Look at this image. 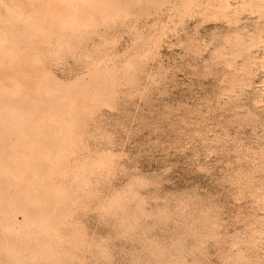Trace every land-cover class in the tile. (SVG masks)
I'll use <instances>...</instances> for the list:
<instances>
[{
    "label": "rangeland",
    "instance_id": "obj_1",
    "mask_svg": "<svg viewBox=\"0 0 264 264\" xmlns=\"http://www.w3.org/2000/svg\"><path fill=\"white\" fill-rule=\"evenodd\" d=\"M38 1L0 0V31L23 55L24 82L45 66L36 73L87 86L74 88L89 107L59 169L82 152L81 163L110 153L112 166L64 173L67 225L18 240V260L0 252V263L264 264V0H122L121 17L66 31L48 20L42 33L4 20L9 5L30 11Z\"/></svg>",
    "mask_w": 264,
    "mask_h": 264
},
{
    "label": "bare ground",
    "instance_id": "obj_2",
    "mask_svg": "<svg viewBox=\"0 0 264 264\" xmlns=\"http://www.w3.org/2000/svg\"><path fill=\"white\" fill-rule=\"evenodd\" d=\"M123 2L124 1L122 0H39L38 3L40 6L32 8L30 11L24 9L23 6L12 4L6 8L4 20L6 22H12L14 24H17L18 21L22 23L26 22L29 27L35 29V31L39 32L40 30L39 33H42L41 30L44 28V24L46 25L45 22L49 20L52 24L59 26L61 30L66 31V29L69 28H79L83 20H86V22L87 20L89 22L91 20L93 23L94 21L101 22L100 19L123 16ZM55 3H58L59 5L56 6L60 7L61 9L59 10H62L64 12L62 14V12L58 11L62 15L58 16L55 12L50 10V5L54 6ZM42 12H46L49 15L47 17L48 19L45 20V18L42 17V21L40 20L41 16L38 17V15H41ZM89 22L88 24H90ZM48 26H46L45 29H47ZM55 28L54 31L51 28L52 33L55 32ZM83 28L84 27L82 25L81 29ZM44 31L46 32V30ZM44 33V37L49 35V32L48 35H44ZM77 33H79L80 35L81 31ZM7 34L8 33L5 31H0V74L2 72V74L6 75L7 72L6 80L10 79L12 84L11 86H7L6 84L8 81L5 84V81H2L3 78L1 80L0 77V234L4 235L0 236V252H7V256L10 255L13 257V259L18 260V257L15 256L12 252L13 249L16 248L15 244L18 242V240L21 242L27 240V243H29L33 235L37 236L41 233H59L60 228H63L65 225H67L66 219L70 212L71 203L68 208L67 200L69 198L66 197V189L62 186L63 181L61 183L58 182L59 178L63 177L64 173H66V176H68V174L70 173L73 174L76 169L77 171H79V173L87 169V175H89V173L91 175L92 172H103L105 168L108 169V167L112 166L108 164L112 162H110V158L109 160L107 159V157H110V153L107 154L105 152L107 154V157H104L106 158V160H102L101 158L99 160L98 157L100 156H96L94 152L95 157L93 156V158L91 159V163L88 160H85L83 163H81L82 159L84 158L81 157L82 154L84 156L86 155L85 158L88 155L82 152L79 153V157L77 156V161L75 160L76 164L73 167H70L69 165V169L67 170L59 169L61 160L65 157H68L69 155L71 156L72 154H74V152L71 153L74 150V143L72 140L75 136V133L73 132L74 130H72V126L75 124L79 114L82 115L84 113V116L86 115L85 113H87V108L89 107L87 104V108L83 107L85 111H81V107L79 105H81V103L83 104V102L85 101L82 102L80 100L81 102L79 103V105L77 104V92H75V89H83L87 86L82 85L80 82H77L78 79H76L77 81L74 85V89L72 85L69 86L66 84H62L59 83L58 80L56 81L52 79V77H49L50 74H43V71L45 73V70H41L42 72L36 73V68H40L41 66H35V69L33 68L34 72H32V76L30 77L29 75L28 80H26L28 82H24V80L26 79V75L28 74H26V72H24L22 68L17 69V66H15V63L18 62L20 58H23V55L7 47ZM35 35L37 37L32 38V40L38 38V34L36 33ZM40 35L42 36V34ZM65 35H68L67 32ZM72 37L77 38V36ZM81 37L83 36L80 35V38ZM55 39L57 40V37ZM59 39L62 38H58V40ZM81 40H78L77 42L81 43ZM75 41L73 40V42ZM36 42L37 44L40 43V41L39 43L38 41ZM37 44H35L36 48L38 47ZM67 44L65 45V47H68L69 45V48H71L70 42L68 45ZM39 45H41V43ZM55 47L57 48V45H55ZM46 48L47 47H45V49ZM58 48L61 49L62 44H60V47ZM58 48L56 50L59 51ZM29 49L30 48L26 50ZM33 51L36 52V49ZM39 51L41 52V50ZM43 52L45 53V51ZM51 52L55 53V51ZM37 53L38 51L36 52V54ZM24 57L28 61H32V63L34 60H36L29 56L24 55ZM39 58L41 59V56ZM28 61L25 62L28 63ZM39 64L40 63H38V65ZM97 64L99 66L100 63ZM128 65H130V69L134 68V66L132 68L131 64ZM44 67L41 68L43 69ZM105 69L106 68H104L103 70ZM127 69H129V66ZM9 70L11 74L8 73ZM20 77L22 82L18 79ZM104 78L102 80H104ZM102 80H99L98 83ZM129 80L130 79H128V82ZM105 82L106 81H104V83ZM118 83L120 82L118 81ZM8 84L10 83L8 82ZM94 85H96V83ZM112 85L113 84H111V86ZM113 87H115V85ZM86 91L87 90H85V94H87ZM102 93H108L111 95L112 91L105 89V91L101 92V94ZM85 99L86 98L84 96L83 100ZM111 99L114 100V98ZM92 101L96 102L94 100ZM97 102H101L102 104L104 101L103 99H98ZM77 124L78 123H76V125ZM77 127H79L78 129L80 130V126ZM83 146L84 145H82V147ZM76 148L78 147H75V149ZM86 153L89 152L86 151ZM96 153L99 154V152ZM106 154L104 155L106 156ZM66 163L68 164V162ZM66 163L65 165H67ZM65 168H67V166ZM89 170L91 172H89ZM61 171L63 172L60 173ZM69 181L67 180V182ZM77 182L78 184H80L79 186H82V188L83 186H85L84 179H77ZM18 215H21L23 218L21 222H18L17 220ZM36 239L34 240V242H36ZM40 250L42 251V249ZM0 264H2V262Z\"/></svg>",
    "mask_w": 264,
    "mask_h": 264
}]
</instances>
